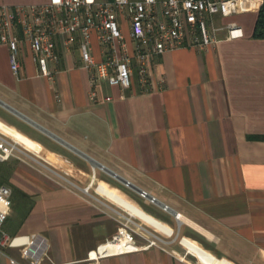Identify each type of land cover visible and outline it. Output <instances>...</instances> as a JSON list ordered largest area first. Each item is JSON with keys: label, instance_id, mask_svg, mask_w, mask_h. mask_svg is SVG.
Masks as SVG:
<instances>
[{"label": "crops", "instance_id": "crops-1", "mask_svg": "<svg viewBox=\"0 0 264 264\" xmlns=\"http://www.w3.org/2000/svg\"><path fill=\"white\" fill-rule=\"evenodd\" d=\"M260 2L215 17L241 37L220 32L203 50L155 56L146 88L135 76L125 91L101 82L95 99L77 43L58 46L54 80L34 77L25 47L17 80L0 45V136L24 154L0 163L12 200L3 228L17 239L0 247V264L23 262L34 239L40 264H264V39L252 37ZM92 45L101 61L95 37ZM127 222L162 242L102 255Z\"/></svg>", "mask_w": 264, "mask_h": 264}, {"label": "built area", "instance_id": "built-area-1", "mask_svg": "<svg viewBox=\"0 0 264 264\" xmlns=\"http://www.w3.org/2000/svg\"><path fill=\"white\" fill-rule=\"evenodd\" d=\"M241 0H48L39 5H0V45L8 49L12 74L21 80L22 50L25 47L35 67L34 77L54 80L60 72L58 46L69 50L75 43L80 51L81 65L90 75L89 97H97V86L104 82L121 91L131 88L135 76L139 85L150 83L148 69L155 56L179 48L203 50L215 45L218 34L232 40L242 36L235 23L217 25L216 16H230ZM128 25L134 43L129 54L122 31ZM101 47L103 59L93 55L92 39ZM110 100V97H105ZM14 154L24 155L10 141L0 136V163ZM87 193V190H85ZM140 196L144 197L145 193ZM12 210L11 190L0 186V247L13 245L17 240L4 231V223ZM125 219V218H123ZM127 220V219H125ZM124 224L117 237L100 248L102 255L124 254L151 248L162 240L136 224ZM151 238L147 239V238ZM137 238L146 241L137 245ZM35 240V239H34ZM22 261L9 258V264H40L43 252L29 247ZM108 247L106 252L103 248Z\"/></svg>", "mask_w": 264, "mask_h": 264}, {"label": "trees", "instance_id": "trees-1", "mask_svg": "<svg viewBox=\"0 0 264 264\" xmlns=\"http://www.w3.org/2000/svg\"><path fill=\"white\" fill-rule=\"evenodd\" d=\"M252 37L255 39H264V0H261L257 11ZM2 183V175H0V185H3Z\"/></svg>", "mask_w": 264, "mask_h": 264}, {"label": "water", "instance_id": "water-1", "mask_svg": "<svg viewBox=\"0 0 264 264\" xmlns=\"http://www.w3.org/2000/svg\"><path fill=\"white\" fill-rule=\"evenodd\" d=\"M116 178H117L118 180H120L121 182H123L124 184H126L127 186H129V187H131L132 189L136 190V191L139 192L140 194L143 193L142 190H140L139 188H136L135 186H133L132 184H130V183L127 182L126 180H124V179H122V178H119L118 176H116ZM145 196H146L148 199L152 200V201H156V200H154V198H152L151 196H149V195H147V194H145Z\"/></svg>", "mask_w": 264, "mask_h": 264}, {"label": "rangeland", "instance_id": "rangeland-1", "mask_svg": "<svg viewBox=\"0 0 264 264\" xmlns=\"http://www.w3.org/2000/svg\"><path fill=\"white\" fill-rule=\"evenodd\" d=\"M1 186V185H0Z\"/></svg>", "mask_w": 264, "mask_h": 264}]
</instances>
